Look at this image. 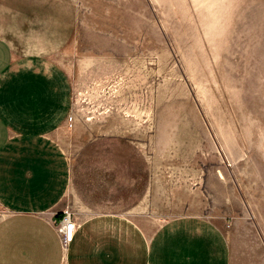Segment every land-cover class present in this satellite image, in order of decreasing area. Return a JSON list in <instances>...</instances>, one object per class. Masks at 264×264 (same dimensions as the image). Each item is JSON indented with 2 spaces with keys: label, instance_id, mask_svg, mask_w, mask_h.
<instances>
[{
  "label": "rangeland",
  "instance_id": "rangeland-1",
  "mask_svg": "<svg viewBox=\"0 0 264 264\" xmlns=\"http://www.w3.org/2000/svg\"><path fill=\"white\" fill-rule=\"evenodd\" d=\"M27 3L71 87L68 209L201 216L264 264V0Z\"/></svg>",
  "mask_w": 264,
  "mask_h": 264
},
{
  "label": "crops",
  "instance_id": "crops-1",
  "mask_svg": "<svg viewBox=\"0 0 264 264\" xmlns=\"http://www.w3.org/2000/svg\"><path fill=\"white\" fill-rule=\"evenodd\" d=\"M41 13L27 0H0V264H229L221 227L196 215L148 231L119 213L70 209L73 236L62 247L56 223L70 174L54 137L72 96Z\"/></svg>",
  "mask_w": 264,
  "mask_h": 264
},
{
  "label": "built area",
  "instance_id": "built-area-1",
  "mask_svg": "<svg viewBox=\"0 0 264 264\" xmlns=\"http://www.w3.org/2000/svg\"><path fill=\"white\" fill-rule=\"evenodd\" d=\"M72 211L68 208L63 210L62 216L56 223V229L60 236V241L62 247H66L67 244L71 241L73 236V229L75 226V222L72 218Z\"/></svg>",
  "mask_w": 264,
  "mask_h": 264
}]
</instances>
